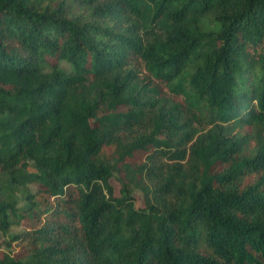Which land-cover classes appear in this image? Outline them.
<instances>
[{"label":"trees","instance_id":"1","mask_svg":"<svg viewBox=\"0 0 264 264\" xmlns=\"http://www.w3.org/2000/svg\"><path fill=\"white\" fill-rule=\"evenodd\" d=\"M0 235V264H264V0H0Z\"/></svg>","mask_w":264,"mask_h":264},{"label":"rangeland","instance_id":"2","mask_svg":"<svg viewBox=\"0 0 264 264\" xmlns=\"http://www.w3.org/2000/svg\"><path fill=\"white\" fill-rule=\"evenodd\" d=\"M117 175L114 176L112 179H111V185L114 189V193L116 195V197H120V190H121V184L119 183V181L117 180ZM33 191L36 190V187L35 186H32L31 187ZM133 197H134V203H135V206L138 207V208H142L145 206V197H144V194L143 192L140 190V189H134L133 193H132ZM13 232H20V229L18 228H15L13 229ZM3 241L2 239V236L0 235V243ZM14 252H13V255L15 257H21V256H24L25 252L23 251V249H21L20 247L16 246V244L14 245L13 249H12Z\"/></svg>","mask_w":264,"mask_h":264}]
</instances>
